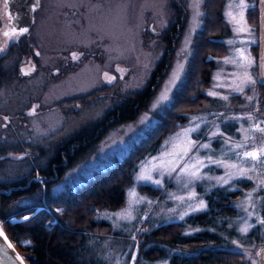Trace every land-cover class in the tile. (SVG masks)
Here are the masks:
<instances>
[{
    "label": "rangeland",
    "instance_id": "1",
    "mask_svg": "<svg viewBox=\"0 0 264 264\" xmlns=\"http://www.w3.org/2000/svg\"><path fill=\"white\" fill-rule=\"evenodd\" d=\"M39 2V8L26 34L9 43L7 47V51L10 52L7 55L16 54L17 61L21 53L23 60L31 56L30 61L33 65L36 63L39 68L31 76L20 75V79L16 74L20 73L19 67H15L14 72L5 68L2 80H6V83L0 88L2 109L27 111L24 116H11L14 121L9 122V128L2 125L1 130L0 126L2 145L9 144L3 138L8 137L10 141L14 139L19 142L25 139L27 142L24 151L30 152L28 149H33L32 152L37 155H40L39 152L57 150L58 143H62L64 138L76 132L81 125L86 124V128L92 125L90 129L92 130L102 121L106 111L114 104H118L120 95L127 93L133 95L144 88L155 62L164 50L160 46L159 36L160 29L167 23L168 0H39ZM240 3L241 0H225L223 4L225 28L222 39L227 46L225 55L215 56L209 53L203 57L212 61V80L206 93L209 95V92H215L217 95H209V100L202 108L185 113L184 119L164 136L154 151L147 152L139 158L132 181L125 188L124 200L120 205L97 213L107 220L111 231L117 225L129 221L140 222L148 228H153L161 223L185 219L201 202L206 208L208 203L206 194L217 192L230 198L227 202L228 214H221L219 207H213L209 221L205 219L201 224L198 221L191 222L193 225H185L182 230L185 237L201 235L208 239L206 242L194 248L184 246L180 248L167 242L158 243L154 249L160 250L158 256H161L159 258L142 256L143 263L147 261V264H173L171 260L173 254L192 253L205 246L235 251L234 254L238 256L237 264L258 262V249L264 243L262 223L264 187L259 183L264 179V164L257 162L256 170L248 173L251 179L240 177L228 179V173L235 174L236 169L210 163L208 159L211 157L212 160H221L225 164L238 163L239 157L231 149L234 144L241 143L245 135H248L250 140L241 151H252L264 145V133L254 128L251 132L244 131L257 123L264 127L262 113L264 104H260L259 101L263 103V100L259 98L255 89V84L261 80L259 48L256 55L251 51L255 44L259 47V38L246 17V10L254 3L259 6L260 1L243 0L246 5L243 9L244 19L252 30L250 34L237 33L234 30L235 25L226 15L229 10L234 15L238 14L241 11ZM186 6L188 7L186 27L173 46L172 56L168 60L169 70L160 88L154 92L145 107L138 110L136 116L108 125L99 134L100 137L96 138L92 148L86 150L82 160L67 170L59 181L51 183L50 191L66 185L74 188L87 175L94 171L100 173L102 168L108 167L134 141L149 131L154 123L152 113L168 103L167 100L176 83L183 85L184 74L190 64L193 42L191 37L200 25L198 16L204 5L202 0L198 6L197 0H187ZM0 17L2 19L1 13ZM238 49L243 50L245 56L255 61L248 71L256 83L246 86L243 93L233 91L232 87H229L239 83L237 77L241 76L243 71L238 66L240 63ZM70 53L78 57L76 66L70 67L65 61L70 57ZM226 58L235 59L237 63H227ZM13 61L12 57L8 58L3 64L4 67L8 63L13 65ZM179 65H183L180 78L173 83V74ZM43 67L45 73L54 69L53 78L49 79L44 73L37 75ZM9 73H12V79L6 76ZM187 88L188 84L185 83L180 95ZM192 90L193 85L190 92ZM82 93L86 96H81ZM164 93H167L168 99L157 104ZM236 93L240 94L239 98H231V95ZM224 96L228 99H223ZM248 97L252 99L249 100ZM196 101H199V98ZM154 105L156 106L153 107ZM233 117L239 119H232ZM1 122L0 119V125ZM190 128H196L189 136L197 145L208 144L210 147L194 148L183 159L177 160L174 154L180 150L184 130ZM213 133L223 135L214 136ZM53 152L49 155L51 156ZM27 158L32 162L29 155ZM161 159L169 163L159 167ZM196 160L204 162V167L199 169L198 178L181 171V168L194 164ZM0 161L2 183H7L13 178L15 172L12 168L22 170L29 166L22 156L12 161L9 158H0ZM153 165L157 167L154 168ZM67 166L71 165L67 163L65 168ZM242 166L251 168L252 164L245 162ZM142 174L150 175L152 180L138 179ZM221 177L228 179V183H224ZM156 180H160L159 185L154 183ZM139 184L155 187L164 185L163 198L159 199L157 195L149 197L138 189ZM133 192L135 196L132 195ZM5 196L7 195H2V202ZM30 196L26 191L20 190L18 197L13 199V204L23 203ZM124 213L130 214L132 219H122L121 215ZM11 223L9 220L4 221L3 217L0 218V225L8 234L12 232ZM246 224L251 227L246 233H242L240 229ZM30 228L31 224L25 223L20 226V232L28 234ZM121 237L123 236L118 234L109 237V244L112 245L114 252L121 249L119 244ZM105 239L97 238L100 243ZM115 240L118 241V245L114 244ZM115 258L119 261L122 259L121 256ZM26 259L32 260L29 257ZM35 263L40 264L37 260Z\"/></svg>",
    "mask_w": 264,
    "mask_h": 264
},
{
    "label": "trees",
    "instance_id": "2",
    "mask_svg": "<svg viewBox=\"0 0 264 264\" xmlns=\"http://www.w3.org/2000/svg\"><path fill=\"white\" fill-rule=\"evenodd\" d=\"M224 1L202 0L204 6L200 15V25L192 36L190 64L183 79V85L188 84V88L185 90L186 94L184 91L180 95L183 85L177 84L168 103L152 113L154 123L149 131L132 144L113 164L103 168L95 176L93 174L92 177H87L85 182L79 184L76 189H68L69 186H66V188H60L57 193L48 194V200L58 209V216L61 220L59 226L45 228L46 212L43 210H39L38 213L25 221L10 224L12 230L10 234L13 239L28 238L25 246L29 248L27 257L32 259L28 260L29 262L32 261L36 264L35 260H37L40 264H128L132 247L135 245L134 249L136 248V255L138 256H136L133 264H147V261L143 263L144 258L142 256L148 258L161 256H158L161 251L154 249L158 243L167 242L171 246L194 248L196 245L206 242L208 239L201 235H199L200 237H185L182 230L185 225H193L191 222L196 223L195 219L201 223L205 219L209 221L213 207H219L221 214H228V207L223 206L224 202H228V198L223 196L211 198L209 194H206L208 201L206 208L181 221L161 223L153 228H148L136 221L124 222L117 226L111 231L123 235L119 239L121 249L117 252H114L112 245L109 244V238L105 239L103 243L95 239V236L106 238L97 234L99 232L96 231H109L110 229L107 222L100 219L101 217L97 213L104 209L114 208L123 202L124 190L132 181L139 158L156 149L164 136L184 119L185 113L202 108L209 100L206 89L212 80V61L210 59L205 60L203 57L209 53L215 56H223L227 52L225 42L219 38L223 35L225 25L222 10ZM166 7L167 23L160 29L159 36L160 46L164 50L155 62L144 88L133 95L128 93L120 95L118 104H114L106 111L102 121L112 118V123H114L136 116L138 110L145 107L148 100L159 88L162 79L168 72L169 57L172 56L174 44L182 35L184 20L187 18L186 0H168ZM257 13L258 9L255 5L246 10L250 23L254 27L257 23ZM180 16H182V22ZM257 50L258 46L255 44L251 51L256 55ZM9 53V51L6 52V54ZM9 70L11 69L9 68ZM9 76H11L10 73ZM189 77L190 80H188ZM192 85L194 90L190 92ZM255 89L259 98L263 100V103L259 101L260 104H264V83H256ZM81 96L85 97L86 94L82 93ZM239 96L240 94L236 93L231 95V98L236 99ZM198 98L199 101H196ZM116 108L118 109L117 113H115ZM262 113L264 114V109ZM11 120L14 121L9 116L7 119H2V123H5L9 128L8 125ZM110 124L109 120L106 123L103 122L97 134L88 133L92 125L86 128L85 124L79 129V133L76 132L68 136L56 149L63 150L64 161L71 164L80 154L85 155L86 150L92 148L96 138L100 137L99 134ZM3 140L9 142V145L13 147L19 145L18 141L14 139L10 141L8 137L3 138ZM32 159L38 170L43 172L41 159L33 155ZM55 161H58V165L60 162H64L60 157ZM28 165L30 166L29 163ZM30 169L33 172L32 166ZM35 185L36 183L33 182L32 186ZM164 187V185L163 187H155L149 184L138 185L140 191H144L149 197L157 195L159 199L163 198ZM35 199H39V188L35 193ZM31 206L32 204L28 205L29 208ZM6 210L18 213L21 210H27V207L14 208L13 199L5 196L2 202V210L0 209V216L6 214ZM25 223L31 224L28 234L20 232V226ZM192 234L194 235V233ZM114 244L118 245V241L115 240ZM18 247L21 249L20 246ZM234 253L236 252L231 249L205 246L192 251V253H175L171 260L173 264H237L238 256ZM117 255L122 257L120 261L115 258Z\"/></svg>",
    "mask_w": 264,
    "mask_h": 264
},
{
    "label": "snow or ice",
    "instance_id": "3",
    "mask_svg": "<svg viewBox=\"0 0 264 264\" xmlns=\"http://www.w3.org/2000/svg\"><path fill=\"white\" fill-rule=\"evenodd\" d=\"M200 0H197V6L199 4ZM5 6H7V0H5ZM246 7V5L243 3V0H241V3L239 4V8L241 9V11L238 14H233V12L231 10H229L227 12V16L230 18V22L233 23L235 25L234 30L237 33H251V28L247 26L246 21L244 19V11L243 9ZM199 15V12H197V16ZM24 32H27L26 28H22L19 29V31H17L15 28H13L11 30V32L9 31H5L4 35L6 37L9 38H15L18 35H22ZM231 43V41L229 42ZM0 51H3L2 48H0ZM237 55L240 59V63H239V67L243 70L241 76L237 77V79H239V83H236L234 85H229V87H232L233 91L239 92V93H243L245 90V87L248 85H253L256 83V80L253 78V76L251 75V73L248 71L249 68L252 67V65L255 63L254 59H250L248 56H245V53L243 50L238 49L237 50ZM74 58H78L75 57ZM226 62L227 63H233L236 64L237 60L235 59H229L226 58ZM183 65H179L178 69L176 72H174L173 74V83H175L176 80H178L180 78V71L182 70ZM218 86H222V85H218ZM209 95H217V93L215 92H209ZM168 99V95L167 93H164L160 96L159 100L157 101V104L166 101ZM223 99L227 100L228 97L224 96ZM247 99L251 100L252 97H248ZM156 105H154L153 107H155ZM249 119L251 118V115L249 114ZM232 119H239L238 117H233ZM197 127H199L197 125ZM253 128L256 131H259L261 133H264V127H261V125L259 123L251 126L249 129H245V132H251L253 130ZM196 131V128H190V129H185L183 132V137L184 139L181 142V146H180V150L178 153H175V157L177 160L179 159H183L184 156H187L194 148L197 147H204V148H208L210 147V145L208 144H203V145H197V142L195 140H192L189 136V133ZM213 135H223V133H213ZM230 139V138H229ZM250 140V137L248 135H245L243 138V141L241 143H237L233 145V148L231 149L232 151L235 152L236 156L239 157V161L238 163H232V164H225L224 161L221 160H212L211 157H209V162L210 163H215V164H223L224 167L229 168V169H236L235 174H233L232 172L228 173V179H232L235 177H240V178H247V179H251V177L248 175L249 172L255 171L256 170V166H257V162H259L260 164H264V145H261L259 148H255L252 151H241L242 149L245 148L246 145H248ZM227 142V141H226ZM154 160L156 158H153ZM251 163L252 167L251 168H244L242 165L243 163ZM169 163V161H165L163 159L160 160L159 163V167H164ZM153 167H157V165H153ZM201 167H204V162L201 160H196V162L192 165H186L185 167L181 168L182 172H187V174L198 178V172L199 169ZM173 171L175 169H172ZM138 179L140 180H152V177L150 175H140L138 177ZM220 179H222L224 181V183H228V179H224L223 177H221ZM155 184L159 185L160 184V180H156L154 181ZM260 186L264 187V179L260 180ZM133 196H135V193H132ZM182 199V198H181ZM137 203H139V200L136 201ZM205 205L203 204V202L200 203L198 208H194L192 209L193 211H197L200 210L202 208H204ZM122 219H132L131 215L128 213H124L121 215ZM25 220L29 219V217L25 216L24 217ZM262 223H264V221H262ZM251 227V225H245V227L241 228L240 231L242 233H246L249 228ZM3 230L2 228H0V236H3ZM6 239V237H5ZM9 246L11 247V245L9 244ZM259 255V253H258ZM18 259L21 260V264H23V258L22 257H17Z\"/></svg>",
    "mask_w": 264,
    "mask_h": 264
},
{
    "label": "flooded vegetation",
    "instance_id": "4",
    "mask_svg": "<svg viewBox=\"0 0 264 264\" xmlns=\"http://www.w3.org/2000/svg\"><path fill=\"white\" fill-rule=\"evenodd\" d=\"M0 1L2 3V0H0ZM7 8H8V5H7L6 9L2 12V19L0 18V48H2L3 51L5 50L6 45H5V42L3 41V38H2V24H3V26H4V24L7 25L6 22L8 20H10V15L7 12ZM7 26H8V29L11 31L12 30L11 26L10 25H7ZM3 51H0V88H2V86H3L2 84L3 83H6V80H2V73L5 72L4 70L6 68L3 65L4 62H5L4 55L2 54ZM14 56H17V55L15 54ZM22 56H23V53H21L19 55V57H18V61H19L18 67L20 68V70L23 73H27L28 74V73H31L32 71H36L39 68L36 63H35L36 66H34V69L33 68H29L27 66L25 68H23L22 67L23 63H25L26 61L28 62V60H30L32 57L31 56H27L26 60H23ZM74 56L77 57V55H75L73 53H70V57H68V59L65 60L66 63H68V65L70 67L76 66L77 60H76V58H74ZM69 59H71V61H69ZM40 73H44L45 76L49 77V79H50V78H53L52 74L54 73V69H51V70L47 71V73H45V68L43 67L41 72H37V75H39ZM115 110H116L115 113H117L118 109L116 108ZM24 114H27V111L24 110V109L23 110L20 109V110L10 111V115L11 116H23ZM0 116H2V99L0 100ZM108 120L110 121L111 125H113L112 118L105 119V120L101 121L100 123H98L97 125H95L92 130L88 131V133L97 134L99 132V128L101 127V124L103 122L104 123L108 122ZM82 127H83V125L79 126L76 132L79 133V129H81ZM0 140L2 142L1 138H0ZM62 151L63 150H55L54 152L53 151H49L48 153H44L43 152L42 155H37V157H39L41 159V161L43 162L42 163L43 164L42 165L43 172H40L38 170V167H37V171L39 172L40 176L45 179V181L53 182L55 180H60V174H62L64 172L65 165L67 164V162L64 161V156L62 155ZM51 152H53V154L50 156L49 153H51ZM59 154H60V156H58ZM59 157L64 161L65 165L62 166V164H64L63 162H60V165H58L59 164L58 161H55V160H57ZM25 175H26V178L23 179L22 182H20V183H17L16 181L11 182V183L8 184V187L17 186L13 190H18V189H21L23 187V185L29 184L31 182V178L33 177V174L30 171H27L25 173ZM22 183H25V184H22Z\"/></svg>",
    "mask_w": 264,
    "mask_h": 264
},
{
    "label": "water",
    "instance_id": "5",
    "mask_svg": "<svg viewBox=\"0 0 264 264\" xmlns=\"http://www.w3.org/2000/svg\"><path fill=\"white\" fill-rule=\"evenodd\" d=\"M7 11L11 17L13 28H28L32 18V12L37 7V0H7ZM7 7V6H6ZM262 21H261V75L264 79V0L262 1ZM21 23V24H20ZM4 233V232H3ZM6 237V239H5ZM11 245V247L9 246ZM21 257L15 250L7 236H0V264H21ZM23 264L24 261H23ZM258 264H264V246L259 250Z\"/></svg>",
    "mask_w": 264,
    "mask_h": 264
}]
</instances>
